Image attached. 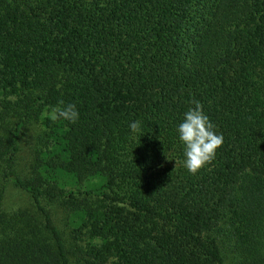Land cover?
<instances>
[{
  "label": "trees",
  "instance_id": "obj_1",
  "mask_svg": "<svg viewBox=\"0 0 264 264\" xmlns=\"http://www.w3.org/2000/svg\"><path fill=\"white\" fill-rule=\"evenodd\" d=\"M193 101L224 137L195 175ZM6 184L30 210L3 211ZM110 257L264 264V0H0V264Z\"/></svg>",
  "mask_w": 264,
  "mask_h": 264
},
{
  "label": "clouds",
  "instance_id": "obj_2",
  "mask_svg": "<svg viewBox=\"0 0 264 264\" xmlns=\"http://www.w3.org/2000/svg\"><path fill=\"white\" fill-rule=\"evenodd\" d=\"M193 104L194 107L187 110L183 121L178 125L177 134L184 145V167L190 174L195 175L215 158L217 149L223 145L224 137L215 131V126L204 113L203 106L198 101H193ZM48 115L53 121L64 120L72 123L79 118L75 105H64L63 101L52 107ZM140 126V121H133L129 125L133 133L139 132ZM115 259L110 257L108 264H113Z\"/></svg>",
  "mask_w": 264,
  "mask_h": 264
},
{
  "label": "rangeland",
  "instance_id": "obj_3",
  "mask_svg": "<svg viewBox=\"0 0 264 264\" xmlns=\"http://www.w3.org/2000/svg\"><path fill=\"white\" fill-rule=\"evenodd\" d=\"M36 127V126H35ZM29 128L26 131L25 136L21 139L19 145V151L17 153V164L19 169H23L28 160L29 154L31 152V148L34 144V135L37 131V128ZM29 199L27 195L18 189L12 187L10 184H6L2 196V209L5 213H13L16 210L26 211L30 210L29 207ZM50 209L51 214L54 217V221H58L59 218V210L55 209L54 206L47 207ZM57 223V222H56Z\"/></svg>",
  "mask_w": 264,
  "mask_h": 264
}]
</instances>
